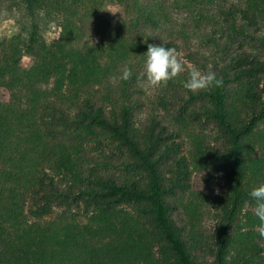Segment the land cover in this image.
<instances>
[{"label":"trees","instance_id":"trees-1","mask_svg":"<svg viewBox=\"0 0 264 264\" xmlns=\"http://www.w3.org/2000/svg\"><path fill=\"white\" fill-rule=\"evenodd\" d=\"M107 1L125 15L114 26L98 12ZM5 3L21 31L0 99V264H202V249L211 264H264L249 196L264 183V0ZM47 23L58 27L52 42L41 35ZM85 34L101 43H83ZM162 43L223 80L198 94L179 78L167 84L183 102L176 122L190 107L217 130L213 143L204 130L189 135L186 155L178 130L153 113L135 119L146 104L144 53ZM23 54L36 82L21 73ZM125 65L131 79L114 85ZM3 75L0 66V87ZM192 172L203 173V189L182 203ZM208 204L212 231L202 226Z\"/></svg>","mask_w":264,"mask_h":264},{"label":"rangeland","instance_id":"rangeland-1","mask_svg":"<svg viewBox=\"0 0 264 264\" xmlns=\"http://www.w3.org/2000/svg\"><path fill=\"white\" fill-rule=\"evenodd\" d=\"M4 3V2H3ZM37 14H41L40 11H36ZM99 14L102 18H104L108 24L111 26L116 25L120 21H122L125 17L124 12L119 4H116L112 1H107L103 5L99 7ZM20 15L17 8L7 5L6 3L3 5H0V66L4 67V75L1 78L2 86L0 87V99L6 100L8 95L5 90V84H6V77L8 74V67L11 65L13 56L10 53V48L13 46L8 47L9 45H12L15 40V36L18 32L21 31L20 28ZM41 30V35L47 42L54 41L58 36V27L56 23H47V25ZM104 27L99 29L98 32L102 34ZM94 32V31H92ZM105 35V34H104ZM159 38H162L163 35L159 34ZM145 37L142 36L140 39L145 40ZM174 38V37H171ZM170 38V39H171ZM86 43L87 45H90L92 43H101V37L97 36H90L88 34H85L83 38V43ZM176 46L181 45L180 40H175ZM177 52L180 54L182 59L186 62V64L189 65H195L198 69L202 71V68L199 63H197L194 59H190L187 57V53L189 52L186 48H176ZM19 67L21 70V73L24 75V77L28 80L29 83L36 82L39 78V70L34 66L33 58L27 54H23L19 61ZM187 77V72L182 74L179 79L180 81H184V78ZM183 78V79H182ZM172 87V85H171ZM169 86L162 87L157 90H149L145 91L142 89V96H144L145 100V106L140 110L135 116V119L137 122H141L145 119L146 115L149 113L155 114L159 119L162 120V122L167 125L170 129H175L180 132V140H182L181 144V154L187 153L188 150V139L189 135L198 131V129L204 130V134L207 136V141L214 142V138L218 137L217 130L215 128H212L210 126H204L201 127L200 123L197 122L196 118L190 115V111L192 110L190 107L187 108V112L183 114V118L185 120V124L183 126L176 122V118L179 114V107L183 105L182 100L173 92V90H170L167 93V89ZM184 96V95H182ZM211 143V144H212ZM108 151L106 150V153ZM203 173L201 172H192L190 175V192H187L186 195L181 200L182 203L186 202V196L188 195V198L191 197L193 202H196V199L194 198L195 195H198V192L201 191L202 188V180H203ZM220 188V187H219ZM218 189V188H217ZM214 190L213 194L214 196H219L220 189ZM193 194V195H192ZM28 202V201H27ZM28 203H26L27 205ZM25 205V206H26ZM247 204L244 206L243 211L248 210ZM209 208L208 214L205 216L204 223L202 226L206 231H212L215 221V210L212 207V204H208L206 206ZM73 212L78 213V210L75 209ZM63 214V210L59 208L53 207L51 216H57ZM77 218L82 219V216H78ZM84 221V219H83ZM261 246L264 247V243H259ZM262 255H264V251L261 252ZM230 254H235V250H230ZM261 255V254H260ZM261 255V256H262ZM212 256L211 254L206 250L202 249L201 252V263L202 264H211ZM260 260V259H259ZM264 262V259L261 260Z\"/></svg>","mask_w":264,"mask_h":264},{"label":"clouds","instance_id":"clouds-1","mask_svg":"<svg viewBox=\"0 0 264 264\" xmlns=\"http://www.w3.org/2000/svg\"><path fill=\"white\" fill-rule=\"evenodd\" d=\"M185 72H187V78L183 82V88L193 94L210 92L223 85L222 78H218L214 71L209 69L204 72L195 65L186 64L176 48L165 47L164 43L147 45L143 67L137 79L143 90H157L166 87L169 81H175ZM132 75V69L125 65L121 68L119 75L111 78V82L118 85L122 81L130 80ZM249 196L255 201L253 214L259 221L255 231L264 238V183L253 187Z\"/></svg>","mask_w":264,"mask_h":264}]
</instances>
